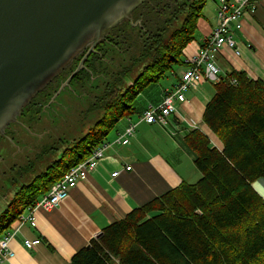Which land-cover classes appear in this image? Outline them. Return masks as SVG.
<instances>
[{
  "label": "trees",
  "instance_id": "1",
  "mask_svg": "<svg viewBox=\"0 0 264 264\" xmlns=\"http://www.w3.org/2000/svg\"><path fill=\"white\" fill-rule=\"evenodd\" d=\"M204 3L143 1L130 11L131 22L111 27L110 46L117 56L129 57L127 66L116 65L120 77L112 81L121 98L110 92L112 85L107 83L97 100L102 104L96 106L102 112L98 125L19 190L0 215V238L69 169L102 145L122 118L134 113L144 88L182 64V52L194 38ZM105 62L103 54L97 56L95 51L88 56L75 78L78 85L104 75ZM138 63L143 65L142 74L132 87H117ZM146 70L147 78L137 88ZM111 104L118 105L115 111H107ZM202 120L222 143V150L211 147L197 130L188 135L200 179L193 184L182 182L109 224L68 264H109V256L119 264H264V201L251 188L254 181L264 180V81L237 71L219 77Z\"/></svg>",
  "mask_w": 264,
  "mask_h": 264
},
{
  "label": "crops",
  "instance_id": "2",
  "mask_svg": "<svg viewBox=\"0 0 264 264\" xmlns=\"http://www.w3.org/2000/svg\"><path fill=\"white\" fill-rule=\"evenodd\" d=\"M210 16L196 21L192 42L182 52V64L171 69L169 75L147 86L136 99L134 113L122 118L114 129V142L130 123L137 124L127 145L112 144L105 148L103 159L88 177L69 191L58 207L35 212V226L21 224L10 239L14 257L0 264H68L82 248L96 239L103 228L124 219L132 210L141 207L182 182L193 184L200 179L194 166L196 155L188 145V135L197 130L210 146L222 150V143L204 124L206 104L214 95V84L203 81L195 89L185 92V101L176 103V114L168 118L166 126L139 122V116L148 107L159 105L166 91H170L188 68L191 59L217 26L216 1ZM239 54L224 47L216 54L219 77L231 71L245 72L252 80L264 81V0H257L254 12L245 9L241 29H232ZM235 36V37H233ZM165 83L159 85L161 81ZM149 90L145 99L142 93ZM126 167H131L129 171ZM116 173L113 177L112 174ZM264 201V180L251 184ZM13 223L11 227H17ZM39 239L36 246L26 247L25 240ZM109 264H119L109 256Z\"/></svg>",
  "mask_w": 264,
  "mask_h": 264
},
{
  "label": "rangeland",
  "instance_id": "3",
  "mask_svg": "<svg viewBox=\"0 0 264 264\" xmlns=\"http://www.w3.org/2000/svg\"><path fill=\"white\" fill-rule=\"evenodd\" d=\"M143 1L147 0H139V3ZM213 8V1L205 0L202 15L210 16ZM130 11L131 9L127 8L110 24H115L113 26L115 27L127 21L131 22L132 11ZM112 28L106 33V26L101 31L100 37H96L97 32L85 40L71 59L66 61L60 69L52 72L51 79L49 78L50 80L38 89L36 95L29 102L27 101L28 103L26 102L27 104L23 106L22 110L15 117L12 114L4 121V123L7 121L5 128L0 129V215L7 209L13 197L21 191L23 186L28 185L35 180L37 175L43 173L65 148L71 147L70 145L84 138L90 129H94L98 125L102 112L96 106L101 107L102 104L97 100L102 98L107 83L112 85L110 92L121 98L120 91L116 89L112 81L115 76L120 77L118 73L121 72V69L116 65L127 66L129 57L127 54L117 56L110 46L109 42L112 41V38L108 35ZM101 38L102 40L99 41ZM105 40L107 41L105 45L96 48L99 43L101 44ZM96 41L99 42L96 43ZM234 42L236 41L234 40ZM93 44L95 46L89 50ZM94 51L97 56L103 54L107 62L104 63L102 69L105 68L106 72L97 79L91 77L90 81H83L84 84L80 87L79 79L75 78L79 76L87 57ZM93 64L96 67L99 66L97 60ZM142 69V64H136L129 75L121 78L117 87H132V81L137 78ZM147 72L148 70L136 83L137 88L147 78V76L145 77ZM73 79L75 81H71ZM165 82L166 80H163L159 85ZM149 86L154 87L153 84ZM148 91L146 89L141 94L143 99L146 97L143 95H146ZM140 100L141 96L136 99V106L139 105ZM117 107L118 105L111 104L107 111H115ZM116 126L105 137L106 142L113 138ZM104 145L107 147L112 143L100 144L93 150L104 148ZM41 180L38 179V181Z\"/></svg>",
  "mask_w": 264,
  "mask_h": 264
},
{
  "label": "water",
  "instance_id": "4",
  "mask_svg": "<svg viewBox=\"0 0 264 264\" xmlns=\"http://www.w3.org/2000/svg\"><path fill=\"white\" fill-rule=\"evenodd\" d=\"M138 3L139 0H0V129L85 40L97 32L96 37H100L106 26L107 33L114 25L110 23Z\"/></svg>",
  "mask_w": 264,
  "mask_h": 264
},
{
  "label": "built area",
  "instance_id": "5",
  "mask_svg": "<svg viewBox=\"0 0 264 264\" xmlns=\"http://www.w3.org/2000/svg\"><path fill=\"white\" fill-rule=\"evenodd\" d=\"M216 4L217 26L212 30L198 52L189 59L188 68L181 73L174 87L170 91H166L162 102L143 111L138 123L145 122L147 124L166 126L169 116L176 114V103L185 101L184 94L187 90L195 89L203 81L213 84L219 81V68L215 62L218 52L226 47L234 51L236 55L239 54L236 43L232 38V29H241L243 11L247 9L250 12H254L257 7V0H217ZM136 125L130 123L124 133L112 144L127 145L130 137L134 134ZM104 148L92 150L89 158L69 169L60 180L51 186L45 195L37 200L34 206L27 208L18 217L14 222L17 223V227H11L10 230L8 229V231L4 232L0 238V263L14 257V252L10 248L9 243L18 227L24 223L35 226V212L38 209L48 211L58 207L68 197L69 191L76 187L79 182L84 181L96 169L98 163L103 159ZM130 169L131 167L125 168L127 171ZM112 176L115 177L116 173H113ZM39 243V239L24 241L26 247L36 246Z\"/></svg>",
  "mask_w": 264,
  "mask_h": 264
},
{
  "label": "bare ground",
  "instance_id": "6",
  "mask_svg": "<svg viewBox=\"0 0 264 264\" xmlns=\"http://www.w3.org/2000/svg\"><path fill=\"white\" fill-rule=\"evenodd\" d=\"M90 155H91V154H90ZM89 157H90V156H89ZM89 157H87V158H89ZM87 158H86V159H87Z\"/></svg>",
  "mask_w": 264,
  "mask_h": 264
}]
</instances>
